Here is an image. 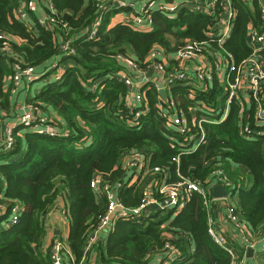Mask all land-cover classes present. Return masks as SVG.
I'll use <instances>...</instances> for the list:
<instances>
[{"label":"trees","instance_id":"obj_1","mask_svg":"<svg viewBox=\"0 0 264 264\" xmlns=\"http://www.w3.org/2000/svg\"><path fill=\"white\" fill-rule=\"evenodd\" d=\"M50 5L53 12L48 11L49 16L55 18L52 29L37 22L29 28L15 18L19 0H0V109L5 118L15 120L12 148L0 153V210L5 211L1 219L7 220L16 204L22 206L17 224L0 230V264H52V245L45 251L42 246L46 216L59 197L65 201L69 221L68 239L61 242L62 264H148L150 250L161 251L167 241L161 225L169 222L170 214L155 213L140 222L119 220L105 240H96L86 250L106 205V200L97 203L90 183L100 178L123 206L139 205L142 192L138 186L128 187L126 170L120 164L125 154L138 152L147 155L150 168L166 169L169 183L187 179L207 185L211 173L222 168L237 184L236 167L248 170L252 184L249 189L241 183L236 188L237 210L244 223L258 232L264 226V124L256 119L253 101L244 102L241 112L233 100L223 122L203 124L204 141L192 148L159 116L158 105L163 103L154 82L144 86L141 105L130 109L127 88L117 76L124 68L118 56L132 57L145 69L154 49L161 48L173 57L186 40H208L210 17L185 9L175 16L153 10L151 28L141 31L124 22L113 24L119 12L131 8H117L110 0H50ZM233 6L237 12L233 31L222 46L239 63L250 54L247 26L250 21L256 23L259 15L256 3L254 11L241 0H233ZM96 22L95 35L90 38ZM56 33L74 49L73 55L60 52ZM60 54L73 65L65 67L59 79L46 80L54 70L44 73L42 86L26 103L37 108L40 117L54 112L60 122L53 119L57 132L51 136L44 129L34 130V124H18L5 88L16 68L38 69ZM259 54L264 62V48ZM223 91L215 79L206 90H196L193 100L181 87L171 88L169 99L175 103L179 99L188 114L189 108L201 105L218 107L225 99ZM207 113V117L218 118L216 113ZM245 127L251 135L240 133ZM3 139L2 133L0 150ZM169 229L177 234L172 243L181 253L173 264L232 263L230 255L209 238L206 207L196 193L173 217Z\"/></svg>","mask_w":264,"mask_h":264},{"label":"built area","instance_id":"obj_2","mask_svg":"<svg viewBox=\"0 0 264 264\" xmlns=\"http://www.w3.org/2000/svg\"><path fill=\"white\" fill-rule=\"evenodd\" d=\"M20 7L16 11V19L23 21L25 14L22 11V1ZM47 1V0H44ZM133 0H110L111 5L117 8L129 7L132 8ZM254 11V3L257 5L259 15L258 21L255 23L250 21L247 26L246 41L250 49V54L247 58L239 63H235L233 56L224 50L225 43L231 36L234 22L236 19V9L233 6V0H150L145 3L140 10L134 12L132 17L124 18L123 22L139 29H150L152 25L151 11L157 10L169 16H175L182 9L191 12L202 13L210 17L211 25L207 34V39L201 42L186 40L182 46H179L173 53L174 67H169L166 60L162 64L160 60L167 57V54L161 49H154L150 55L149 62L145 69H141L134 60L118 56V61L124 67L117 76L123 80L127 88L126 105L128 108H133L141 105L143 100V85L136 78V75L146 76L148 72H156L164 77V83L160 87L158 83L154 86L157 92L160 89H171L173 87H181L187 90L188 98L193 100L196 90H206L210 87L215 79L224 86V102L218 107L210 109L206 105H201L197 108H189L186 114L181 107L169 98L162 99L158 96V100L163 103L158 105L159 116L163 118L165 125L173 129L182 137L183 142L190 147L199 146L203 143L205 132L203 124H219L223 122L229 112L230 103L234 100L240 106V111L243 110L245 100H252L255 105V116L258 121L264 124V62L260 57V51L264 48V0H241ZM55 18L47 16L39 19L38 24L46 29H52ZM98 22L94 24L91 34L92 38L95 35V29ZM65 27V26H64ZM214 42L215 46H210L209 43ZM59 50L66 56L74 54V49L67 42L59 45ZM170 63V62H169ZM170 68L172 72L168 70ZM58 67H51L49 70H56ZM48 70V71H49ZM37 76L35 68L24 66L16 68L13 75L8 79V89L10 95H14L18 86L22 81H33ZM54 79H59V75L53 76ZM224 82V84H223ZM245 99H243V96ZM12 110L17 114V122L19 125L34 124V130L44 129L51 136L56 134V123L47 116L40 117L38 109L28 104L15 103ZM216 113L218 118H210L208 112ZM200 113V114H198ZM39 116V117H38ZM14 127V126H13ZM4 134V139L1 141V152H9L14 143L11 134V124L1 123L0 119V135ZM241 134L251 135L250 130L245 127L241 130ZM259 134V133H257ZM129 156L127 163L128 168L144 167L150 187L142 191V198L139 205L129 208L125 207L114 199L110 191V186L107 183L100 182V179H94L90 183L93 190H97L103 194L106 199V205L102 214L98 217L95 229L92 231L91 237L88 239L87 245L91 246L97 235L110 228L119 220L140 222L149 215L155 213H168L182 209L192 194L199 195L205 204L207 211V234L212 242L227 252L232 258L231 264H244L245 252L259 245V249L264 253V226L258 232H253L241 219L237 207L232 203L231 198L240 182L234 184L222 168L215 169L209 178L207 185H201L194 181L181 179L177 182L169 183L167 181V170L161 167L150 168L148 166L147 155L142 152L125 154L123 157ZM144 171V172H145ZM101 183V184H100ZM139 183V181H138ZM141 183V182H140ZM214 186H221L225 190L224 197L216 199L212 197L211 190ZM216 202L223 203L225 209L224 220L231 226L238 229L242 234L243 243L241 247L243 258L241 260L235 254V247L232 239L227 231L217 225L213 220L214 204ZM154 208L155 210H150ZM5 211L0 210V219ZM21 206L15 205L12 214L6 221V226L16 225ZM162 227V226H161ZM255 235L256 241H251ZM166 239V238H165ZM164 243L161 250L164 260L177 262L179 259V249L170 241ZM64 246L61 242H54L51 247L52 264H62V250Z\"/></svg>","mask_w":264,"mask_h":264},{"label":"crops","instance_id":"obj_3","mask_svg":"<svg viewBox=\"0 0 264 264\" xmlns=\"http://www.w3.org/2000/svg\"><path fill=\"white\" fill-rule=\"evenodd\" d=\"M144 1L145 0H133L132 1L133 7L130 10H128L127 12H119L112 19V23L113 24L117 23V22L121 23V22H123L124 18L132 17V15L134 14V11L137 12L138 10L141 9V7L144 5ZM21 3H22L21 9L25 14L24 20L22 22H24L29 28H32L36 22L38 23L39 19L46 18L49 15V13L53 12V9L50 5V0H47V1H44V0H23ZM48 11H49V13H48ZM137 29L141 30V31H147L146 29H139V28H137ZM91 32H92V30H91ZM55 40H56V43L58 45L63 43L59 33L55 34ZM16 42L19 43L20 41L16 40ZM61 55H63V54H60V55L54 57L53 59L48 61V63L44 64L43 66H41L38 69H35V72H36L38 77H36L33 81L28 82V81L24 80L20 83L16 93L14 95H10L11 108H13V105L15 103L25 104L34 97V95L37 93V91L39 90V88L43 84L42 82H40L41 76L44 73H47L51 67L55 66V67H58V69H56L55 71H53L51 73V76H49L46 79L47 81L53 80L54 79L53 76H55L57 74L59 75V77H61L62 74L64 73L65 67H71L73 65L70 60H66L64 62L62 60ZM126 58L133 60V58L129 57V56H126ZM171 59H172L171 56L168 57V55H167V57H165V60H167L169 67H174V64L169 63V62H171ZM168 70L170 71L171 69L168 68ZM170 72H172V71H170ZM167 73L163 74V76L166 77ZM136 76H137L136 78L141 82V85H143V89H144V86L150 82L158 83L159 87L161 85H163V83H164V77H162L161 75H159L156 72H148L146 74V76H140L139 74ZM46 80H44V81H46ZM223 84H224V82H223ZM8 85H9V80L6 81L5 90L8 89ZM143 95H144V90H143ZM158 96L161 97V95H159V93H158ZM164 96H165V98H170L171 92H170L169 88L165 89ZM245 96L246 95L243 96L244 99H245ZM177 102L178 103L180 102L182 104V102L179 99H177ZM223 102H224V100L222 101V104H223ZM244 102L247 103L249 101L245 100ZM178 103H176V104L180 107V105ZM47 117H49L52 120L54 119V121H56V122H60V120L57 117H55V114L53 111H51V114H48ZM0 119H1V123L4 122L6 124H12L13 121H15V120L5 118V114H4V112H2L1 109H0ZM3 120H6V121H3ZM128 158H129V156L121 158L120 164L123 166V168H125V164L127 163ZM236 169L238 170V174H239L238 179H239V182L241 183L242 187H244L245 189H249L251 187V184H252L250 173L248 172V170L243 169L242 167H239V166H237ZM125 170H126V176L124 177V181H125V183H128V187L138 186L140 188L139 191L141 190V192L144 189H147L150 187V183H149L148 177H147L148 174L146 175V171H145L144 167H139L138 169H136V168L132 169V168L126 167ZM97 179H100V178H97ZM167 179H168V173H167ZM138 181H139V183H138ZM100 182H103V181L100 179ZM215 187H217V186H214L211 190L212 197H213V190L215 189ZM92 191L95 195V199H96L97 203L102 205V202L106 200L104 195L100 194L97 190L95 191L92 189ZM110 191L112 193L113 198L117 199V195L114 191H112L111 187H110ZM231 201L236 207L239 205V199L237 196V192L233 193ZM64 205H65L64 199L59 197L57 199V201L55 202V205L52 208V210L46 216V219H45L46 235H45L44 240H43V246H42L43 251H45L48 247H50L54 242L60 241L62 243H66V240L68 239L69 221H68L67 216L65 215ZM19 206H21V205L19 204ZM182 209L176 210V211H170L168 213H163V212L159 213L161 216H167L169 214L171 215V213H172L171 216L170 215L168 216V218L170 217L169 222L168 221L164 222L161 225L162 226L161 231L163 233L164 238L169 239L170 241H175L176 239H178V236L176 233H174L172 230L169 229V224L171 223V220L173 219V217H175ZM150 210L154 211L155 209L151 208ZM21 211H22V206H21ZM224 213H225V209L223 207V203L216 202L214 204V210L212 213V216L214 218L213 220L217 223V225L223 227L227 231L229 237L232 239V241L234 243L236 256L239 258H241V257L243 258V254H244L243 251L244 250L241 247V243H243L242 234L238 231V229L231 226V224H228L224 220ZM11 214H12V212L9 214V216ZM9 216L7 218H9ZM7 220L0 219V230H2L6 226ZM112 227H113V225L110 228L106 229L105 231L100 232L97 235L96 240H100V239L105 240L107 238V235L110 233ZM253 240L256 241L255 235L252 237L251 241H253ZM89 247L90 246H88L86 244V250H88ZM191 250L192 249H190L189 252ZM251 250H252L251 254H249L248 251L245 252L246 253L245 254L246 259H245L244 264H264V253H262L260 251L259 245H256ZM180 255H181V253L179 254V256ZM163 256H164L163 253L161 251H159L158 249H155V248L151 249L147 255L148 264H173V263H176V262H171V261L166 262L164 260ZM68 258L71 259L69 256H68Z\"/></svg>","mask_w":264,"mask_h":264},{"label":"water","instance_id":"obj_4","mask_svg":"<svg viewBox=\"0 0 264 264\" xmlns=\"http://www.w3.org/2000/svg\"><path fill=\"white\" fill-rule=\"evenodd\" d=\"M159 95H161V98L162 99H165V96H164V89H160L158 91ZM224 194H225V190L223 187L221 186H217L215 187V189L213 190V197L216 198V199H219V198H222L224 197ZM252 250L249 249L248 250V253L251 254Z\"/></svg>","mask_w":264,"mask_h":264},{"label":"rangeland","instance_id":"obj_5","mask_svg":"<svg viewBox=\"0 0 264 264\" xmlns=\"http://www.w3.org/2000/svg\"><path fill=\"white\" fill-rule=\"evenodd\" d=\"M148 1H150V0H145V1H144V4L147 3ZM175 2H178V0H175ZM160 62H161L162 64H165V63H166L165 57H164L162 60H160Z\"/></svg>","mask_w":264,"mask_h":264}]
</instances>
